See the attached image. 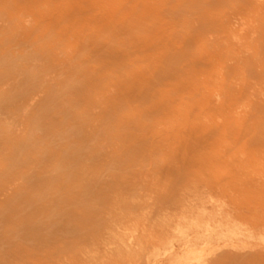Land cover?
Instances as JSON below:
<instances>
[{
  "label": "rangeland",
  "instance_id": "374dc122",
  "mask_svg": "<svg viewBox=\"0 0 264 264\" xmlns=\"http://www.w3.org/2000/svg\"><path fill=\"white\" fill-rule=\"evenodd\" d=\"M1 7L0 264H264V118L258 148L241 143L222 162L219 140L187 159L173 140L161 146L168 117H99L98 97L129 84L95 61L90 76L82 44L40 40L22 5L9 15ZM236 17L241 49L255 24ZM189 76L201 86L206 75Z\"/></svg>",
  "mask_w": 264,
  "mask_h": 264
},
{
  "label": "bare ground",
  "instance_id": "6f19581e",
  "mask_svg": "<svg viewBox=\"0 0 264 264\" xmlns=\"http://www.w3.org/2000/svg\"><path fill=\"white\" fill-rule=\"evenodd\" d=\"M50 1L6 0L0 6L9 15L22 5L32 23L31 35L40 40H71L70 50L82 44V53L90 52L83 64L90 76L94 73L88 65L95 61L97 72L113 69L111 78L129 84L122 94L110 90L98 97L99 117H168L170 135L161 146L170 148L167 142L173 140L172 148L186 158L219 140L222 162H230L226 153L241 143L260 146L262 123L257 120L264 118V90L256 84L257 77L264 79V3L260 0H55L56 10L50 9ZM235 17L255 24L253 40L243 47L238 42L241 49L233 45L239 38L236 28H230ZM215 31L214 41L209 42L205 35ZM196 45L197 52H190L188 47ZM239 53L244 56L231 71L229 64ZM126 67L129 76L121 74ZM195 68L206 75L201 86L189 76ZM228 75L229 81L234 78L243 84L240 90L233 82L229 85ZM252 76L256 82L250 86ZM253 96L258 98L255 103ZM115 101L125 104L115 108ZM231 117L244 118L238 123ZM32 133L25 135L20 147Z\"/></svg>",
  "mask_w": 264,
  "mask_h": 264
}]
</instances>
